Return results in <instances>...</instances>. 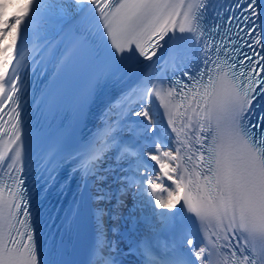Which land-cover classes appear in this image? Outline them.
<instances>
[{"label": "snow or ice", "instance_id": "obj_1", "mask_svg": "<svg viewBox=\"0 0 264 264\" xmlns=\"http://www.w3.org/2000/svg\"><path fill=\"white\" fill-rule=\"evenodd\" d=\"M8 7L0 264H264V0ZM70 95L71 147L53 127Z\"/></svg>", "mask_w": 264, "mask_h": 264}, {"label": "bare ground", "instance_id": "obj_2", "mask_svg": "<svg viewBox=\"0 0 264 264\" xmlns=\"http://www.w3.org/2000/svg\"><path fill=\"white\" fill-rule=\"evenodd\" d=\"M3 2H6L9 4V7L6 10V13H7L6 18H8V17H11L14 14H16L18 12L19 8L22 7L24 5V3H26V0H3ZM155 70H156V68H155V66H153V68L149 69L148 71L153 72ZM130 102L134 103L135 101L132 100ZM88 226H89V230H90L89 222H88Z\"/></svg>", "mask_w": 264, "mask_h": 264}]
</instances>
